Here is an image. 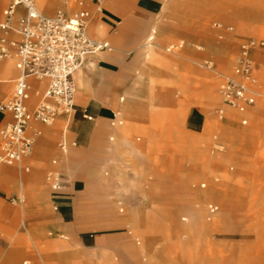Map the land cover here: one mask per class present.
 Instances as JSON below:
<instances>
[{
  "label": "rangeland",
  "instance_id": "obj_1",
  "mask_svg": "<svg viewBox=\"0 0 264 264\" xmlns=\"http://www.w3.org/2000/svg\"><path fill=\"white\" fill-rule=\"evenodd\" d=\"M66 2L62 9L71 12L72 0ZM165 2L89 0L103 10L94 12L93 6L87 31L109 41L111 50L102 54L116 56L100 64L96 57L102 54L97 53L76 71L87 77L88 91L77 73L70 114L78 118L76 96L82 93L102 104L105 114L83 110L79 132L69 134L65 127L67 139L60 130L50 140V151L46 142L44 152H35L39 135L19 162L2 166L0 264H9L8 254L15 255L16 264H264V166L255 174L249 167L253 155L264 162V153L257 148L253 152L251 145L250 157H244L236 146L230 152L220 131L208 133L210 118L222 121L228 116L243 129L264 130V115L261 120L247 115L248 109L264 103V50L250 53L249 78L235 75L243 39H264V3L184 0L171 11L162 8ZM18 19H12L13 25ZM157 19L162 32L154 35L149 58L143 52L145 36ZM99 21L105 22L104 35L92 30ZM14 48L0 60L14 56L16 61ZM17 75L15 68L12 80ZM227 77L245 80L254 91L255 102L245 111L227 112L229 107L222 104L220 85ZM13 84L6 92L0 89V102L11 98ZM218 108L225 115L219 117ZM113 112L122 124H110ZM70 114L59 116L62 126ZM5 123L0 120V129ZM33 125L40 131L51 128ZM94 126L97 137L92 136ZM120 126L128 127L130 138L119 137ZM131 143L136 148L132 152ZM197 143L201 149L194 148ZM108 149L124 158L104 195L96 178L110 175L103 156ZM6 168L15 171L7 175ZM50 172L62 178L59 191L47 185Z\"/></svg>",
  "mask_w": 264,
  "mask_h": 264
},
{
  "label": "built area",
  "instance_id": "obj_2",
  "mask_svg": "<svg viewBox=\"0 0 264 264\" xmlns=\"http://www.w3.org/2000/svg\"><path fill=\"white\" fill-rule=\"evenodd\" d=\"M5 1L3 20L0 21V56H7L15 46L18 75L11 98L0 102V111L11 117L0 129V170L4 164L19 162L30 152L35 136L39 134L37 129L28 131L33 122L50 125L58 116L70 114L75 105L74 73L91 56L111 50L109 41L94 38L87 31L89 0H72L71 12L60 8L53 15L44 14L38 7V0ZM61 1L66 6V0ZM18 7L23 12L17 24L13 25L12 16ZM10 32L16 37L10 38ZM178 45L181 43L166 49L172 51ZM253 50H264V39L248 36L240 43L235 70L246 78L251 73L253 61L250 53ZM207 66L210 67L209 64ZM31 79L45 83L41 98L33 107L27 103ZM220 93L226 106L239 111H245L255 102L254 91L244 81L233 77H227L220 85ZM217 112L219 117L226 113L223 108H218ZM85 117L92 119L88 114ZM246 121L243 117L242 122ZM121 123L118 113L110 119L112 126ZM61 147H65L64 142ZM46 179L51 191H59L63 187L58 172H50ZM209 207L212 211L217 209L213 205Z\"/></svg>",
  "mask_w": 264,
  "mask_h": 264
},
{
  "label": "crops",
  "instance_id": "obj_3",
  "mask_svg": "<svg viewBox=\"0 0 264 264\" xmlns=\"http://www.w3.org/2000/svg\"><path fill=\"white\" fill-rule=\"evenodd\" d=\"M51 1V2H50ZM263 3H264V0H261ZM6 2L7 1H5V0H0V21L1 20H3V14H2V9H3V7L5 6V4H6ZM107 2V1H106ZM147 3V2H146ZM146 3H144V4H146ZM182 3V4H181ZM183 3H184V0H166V2L162 5V8L163 9H166V8H168V9H170L171 11H174V9L175 8H177L178 6H182L183 5ZM61 7H60V1L59 0H38V7L42 10V12L44 13V14H47L48 15V13L51 11V10H53L56 6H57V9L58 8H66V6H64L63 5V3L61 2ZM70 4V3H69ZM94 4V3H93ZM106 4V3H105ZM63 6V7H62ZM93 6H94V12L96 11V10H99V11H102L103 10V8L102 9H100V6L98 7V8H96V6L95 5H90V4H88V8H89V10L91 11V15H90V20L92 19V17H93V14H92V9H93ZM17 10H18V13H22L23 12V10H22V8L21 7H18L17 8ZM222 10H223V12L224 13H226V14H228L229 13V10H228V8L226 7V6H223L222 7ZM21 15V14H20ZM89 20V21H90ZM92 21H93V19H92ZM92 21H90V25L89 26H91V22ZM158 23V24H157ZM161 22L157 19V20H155V22H153V23H151V28H150V30H149V32L146 34V36H145V40H146V42H145V44H144V47H143V52L146 54V56L148 57L149 56V58H151L152 57V55L153 54H151V49H150V47L151 46H154V45H152V40L154 39V35L156 34V35H159V37H160V35H161V32H162V30H161V27H160V24ZM92 30L95 32V33H97L98 35H104L105 33H106V25H105V22H103V21H99V22H97V23H95L93 26H92ZM0 34H1V32H0ZM10 34V38H15V37H13V33H9ZM150 43V44H149ZM105 51H108V50H105ZM102 52H104V51H102ZM99 53H101V52H99ZM97 54V53H96ZM102 54V53H101ZM114 56H116L115 54H102V55H99V56H97L96 58L98 59V61L100 62V64L101 63H104V62H107L109 59H111V58H113ZM13 57V56H12ZM4 61H6V59H4V60H0V65L4 62ZM152 61V59H150V62ZM12 65H13V67H14V69H13V71L10 73V74H6V73H4L2 76L4 77L2 80H0V83H4L6 80V77H8L9 79H12V77L10 76V75H12L14 72H15V68H16V65H15V58L13 59V61H12ZM142 67H143V69H144V72L146 73L147 71V67H148V64H146V63H144V64H142ZM16 70H17V68H16ZM0 71H1V67H0ZM18 71V70H17ZM76 73H78V75H79V82L81 83V85H82V87H84L85 88V90H87L88 91V79H87V77H85V76H83V74H82V72L81 71H78V72H76ZM76 73H75V75H76ZM206 75L207 76H210V73H206ZM13 81H14V79H13ZM31 84H32V86H31V96H30V99H29V101H28V103H29V106H31V107H33L34 105H35V103L41 98V93H42V91H43V88H44V86H45V83L44 82H41V81H39V80H36V79H31ZM6 83H4L1 87H0V89L3 91V87H4V85H5ZM12 91H13V89H12ZM3 92H5V91H3ZM12 93V92H11ZM39 95V97H38V99H37V101H35V98H36V96H38ZM216 96H210V99L211 100H213L214 98H215ZM76 99L77 100H80L81 102H83V105L80 107V109H79V112H78V118H73L72 117V115L70 114V118H69V120L67 121V122H65L64 124H63V126H62V119L61 118H57L56 119V124H51V128H43L41 131L36 127V126H34L33 124H38L37 122H33L32 124H31V126L33 125V128H29V132H32L33 131V129H37V130H39V134L38 135H40L41 136V139L44 141V142H47L48 143V147H47V150H49L50 151V140L54 137V136H56L58 133H59V131L60 130H62V131H64L63 132V137H65V139H67V133L65 132V127L68 129V133L70 134L71 132H74V131H77V129H78V132H79V130L82 128V124H81V117H80V115H81V113L83 112V110H87V109H89L90 111H94V112H96L99 116H101V115H104L105 114V109H104V106L102 105V104H100V103H98V102H96V101H94L92 98H91V96H90V94L89 95H82V96H76ZM222 104L224 105V106H226L224 103H223V101H222ZM229 108H231V107H229ZM227 109V112L228 111H230V112H234V110H232V108L231 109ZM129 109V107L128 108H125L124 110H125V112H127V110ZM118 112H113V115L114 114H117ZM119 114V113H118ZM184 114V113H183ZM88 115H90V114H88ZM112 115V116H113ZM92 116V115H91ZM10 115L9 114H7V113H3V116H1L0 117V120H4L5 122H7L8 120H10ZM92 118H93V116H92ZM112 118V117H111ZM89 120V119H88ZM92 120V119H91ZM43 124V123H42ZM80 124H81V126H80ZM122 124V123H121ZM45 125V124H44ZM62 127V128H61ZM223 127V128H222ZM61 128V129H60ZM216 129V130H218V131H220L221 133H222V136H223V138H224V143L225 144H227V146L229 147V149H230V152H233L234 150H235V145H234V143L228 138V136H230V135H236V134H244V136H245V138L247 139V141L250 143V145H252L253 146V152H254V150L257 148L260 152H261V154H263L264 153V130H263V132L262 133H258L256 130H254V129H252V128H250V129H248V130H245V129H243V127H238L237 125H235L234 124V122H233V120H231L230 118H229V116L228 117H226L224 120H222V121H216V120H214L213 118H210V121H208V133H209V135H210V131L212 130V129ZM45 133V134H44ZM98 133H99V129H98V127H96V126H94V128H93V130H92V136L93 137H97L98 136ZM247 134V135H246ZM38 135H36L35 136V138L38 136ZM50 135V136H49ZM120 136L119 137H121V136H128L129 138H130V136L129 135H125V134H122V133H120L119 134ZM118 137V138H119ZM118 138L116 137V140H115V146L114 147H116V145H117V140H118ZM258 138V139H257ZM110 139L111 140H113L114 139V136H111L110 137ZM46 140V141H45ZM261 143V144H260ZM111 144V143H110ZM208 145V147H210V145L209 144H207ZM40 147H41V145L40 146H38V148H37V150L35 151V152H39L40 151ZM43 147V146H42ZM192 147V146H191ZM194 147V146H193ZM194 148H199V149H201V147L199 146V144L197 143L196 144V146L194 147ZM110 149H111V147H110ZM110 149H108L107 151H105V153H104V158H105V160L106 161H108L110 164H109V166H108V169H109V172H110V175H108L107 177H103V176H101V177H95L96 178V180H97V183L100 185V187H101V189H103L104 191H105V193H104V195L106 194V195H108L109 194V188H110V185H111V181L113 180V178H114V176H115V174H116V171H117V169H119L118 167H119V165H120V159H123L124 158V155L123 154H118V153H116V151H114V153H110ZM130 150H131V152L134 150H136V148L135 147H133V143H131L130 144V148H129ZM199 153H201L202 154V152L200 151ZM4 165H6V164H4ZM3 165V166H4ZM262 166H264V162H263V160H260V161H257V160H255V158H254V155H253V158L251 159V161H250V163H249V167H250V173H253V174H255V172H257L258 171V169H260ZM8 167H12V166H8ZM15 171V169H8V168H6V174L7 175H9V174H11V173H13ZM93 174H94V172H93ZM7 178V177H6ZM45 199H47V198H45ZM20 202H22L21 201V199L19 200ZM56 207H58V206H56ZM55 207V208H56ZM57 209V208H56ZM42 210H44V208L42 209ZM40 255V254H39ZM7 257V260H9L8 261V263L9 264H16V259H15V255H12V256H10V254H8V255H6ZM47 255H44V258L46 259L47 257H46ZM0 257H1V255H0ZM41 257V256H40ZM42 259V258H41ZM42 261L44 262V260L42 259ZM23 263H25V264H28L29 263V261H27V260H24L23 261ZM44 264H45V262H44Z\"/></svg>",
  "mask_w": 264,
  "mask_h": 264
},
{
  "label": "bare ground",
  "instance_id": "obj_4",
  "mask_svg": "<svg viewBox=\"0 0 264 264\" xmlns=\"http://www.w3.org/2000/svg\"><path fill=\"white\" fill-rule=\"evenodd\" d=\"M60 1V0H59ZM51 2V1H50ZM100 5H97L96 6V8H98ZM60 7H61V1H60ZM102 6H100V9H102L101 8ZM60 9V8H59ZM20 14L21 13H18V10L17 11H15V13H14V15L12 16V19L13 18H17V17H19L20 16ZM89 20H90V14H89V17H88V22H89ZM1 32V31H0ZM9 36H10V34H9ZM150 44V43H149ZM11 57V58H10ZM14 57V56H13ZM4 59H6V61H4L1 65H0V67H1V71H0V74H1V80L4 78L2 75L4 74V73H6V74H10L12 71H13V69H14V67H13V65H12V56H9V57H6V58H4ZM3 59V60H4ZM16 62V61H15ZM210 68V67H209ZM77 74V73H76ZM235 75H237V76H240V75H238V74H235ZM74 76H75V73H74ZM240 78V77H239ZM6 81L4 82V83H6L5 85H4V87H3V91H8V89H9V87H10V85H11V82L13 81L12 79H9L8 77H6V79H5ZM245 81V80H244ZM12 94H13V91H12V93H11V96H12ZM82 95H88V94H86V93H82V94H78L77 96H82ZM10 96V97H11ZM30 96H31V94H30ZM29 99H30V97H29ZM29 99L27 100V103H28V101H29ZM28 105H29V103H28ZM83 105V102H81L80 100H77L76 99V106H77V108L79 109L81 106ZM75 106V105H74ZM263 106H264V103H261V105H259V106H257V107H255V108H252V109H248V111H247V115L252 119V120H261V118H262V116L264 115L263 114ZM74 113V112H73ZM59 117V116H58ZM57 117V118H58ZM57 118H55V119H57ZM74 118V117H73ZM55 122V120L51 123V124H53ZM31 128H33V125L31 126ZM223 128V127H222ZM117 129H118V132L119 133H117V134H120V133H122V134H125V135H129V130H128V127L127 126H120V127H117ZM245 130H248V129H245ZM45 134V133H44ZM247 135V134H246ZM39 136V135H38ZM37 136V137H38ZM50 136V135H49ZM36 137V138H37ZM186 137H188L189 139L191 138V139H195L196 140V137L195 136H193V135H188V134H186ZM35 138V139H36ZM232 142H234V145L236 146V150L239 152V153H241L244 157H247V158H249L250 157V154H251V151H252V146L250 145V143L247 141V139L245 138V136H244V134H236V135H230L229 137H228ZM35 139H34V142H35ZM43 139V138H42ZM41 139V136L38 138V141H39V143H40V145H41V147H40V150L42 151V152H44V150H45V148H46V142H44L43 140ZM258 139V138H257ZM46 141V140H45ZM203 142V141H202ZM261 144V143H260ZM43 146V147H42ZM42 148V149H41ZM202 151H203V149H202ZM203 154H205V153H203L202 152V155ZM15 163V162H14ZM11 164H13V163H11ZM6 165H10V164H6ZM0 185H1V183H0ZM4 186V185H3ZM21 201H22V199H21ZM199 207V206H198ZM194 209V208H193ZM186 217V216H185ZM194 222V221H193ZM198 222V221H197ZM200 223V222H199ZM202 223V222H201ZM200 223V224H201ZM195 224H196V222H195ZM194 225V224H193ZM182 226V225H181ZM180 226V227H181ZM49 230V229H48ZM55 233V232H54ZM30 235H31V233H30ZM56 245L53 243V244H51V246L49 247V250H52V248L53 247H55ZM39 254H40V256H44V253H43V251H41L40 249H39ZM104 260V259H103Z\"/></svg>",
  "mask_w": 264,
  "mask_h": 264
}]
</instances>
